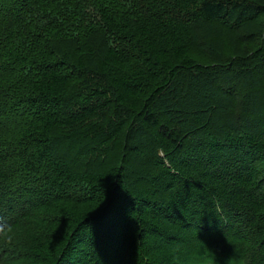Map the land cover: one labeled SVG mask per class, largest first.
Masks as SVG:
<instances>
[{
    "label": "trees",
    "instance_id": "1",
    "mask_svg": "<svg viewBox=\"0 0 264 264\" xmlns=\"http://www.w3.org/2000/svg\"><path fill=\"white\" fill-rule=\"evenodd\" d=\"M0 264H264V0H0Z\"/></svg>",
    "mask_w": 264,
    "mask_h": 264
},
{
    "label": "rangeland",
    "instance_id": "2",
    "mask_svg": "<svg viewBox=\"0 0 264 264\" xmlns=\"http://www.w3.org/2000/svg\"><path fill=\"white\" fill-rule=\"evenodd\" d=\"M215 27L216 28H214V29H221V30L224 29L221 26H215ZM206 28H208V26H206ZM216 36L219 37V33L217 31H216ZM225 45H226V43H225ZM240 48H242L243 50L249 49V50H247V53L250 54L251 50L253 49L252 42L249 41V39H246L243 41L242 46ZM241 53H245V52H241ZM224 54L230 55L227 52ZM193 55H194L195 59L200 63H203V64H213L214 63V60H211V58L208 56V52L201 46L194 47ZM77 131H81V129H79Z\"/></svg>",
    "mask_w": 264,
    "mask_h": 264
}]
</instances>
